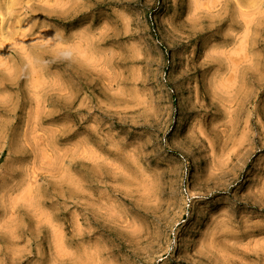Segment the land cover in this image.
<instances>
[{
    "label": "rangeland",
    "instance_id": "rangeland-1",
    "mask_svg": "<svg viewBox=\"0 0 264 264\" xmlns=\"http://www.w3.org/2000/svg\"><path fill=\"white\" fill-rule=\"evenodd\" d=\"M0 264H264V0H0Z\"/></svg>",
    "mask_w": 264,
    "mask_h": 264
},
{
    "label": "bare ground",
    "instance_id": "bare-ground-1",
    "mask_svg": "<svg viewBox=\"0 0 264 264\" xmlns=\"http://www.w3.org/2000/svg\"><path fill=\"white\" fill-rule=\"evenodd\" d=\"M151 217L153 218L154 216L153 215H151ZM193 217V216H192ZM151 221H153V220H151Z\"/></svg>",
    "mask_w": 264,
    "mask_h": 264
}]
</instances>
